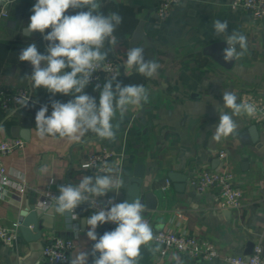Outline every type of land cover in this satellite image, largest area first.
Here are the masks:
<instances>
[{
  "label": "crops",
  "instance_id": "0c3cea01",
  "mask_svg": "<svg viewBox=\"0 0 264 264\" xmlns=\"http://www.w3.org/2000/svg\"><path fill=\"white\" fill-rule=\"evenodd\" d=\"M232 1L178 0L167 17L159 20L155 16L158 0H102L104 14L116 12L122 17L114 32L117 44L111 46L106 42L102 49L107 58L120 64L121 74L115 82L144 85L149 100L140 107L129 106L123 118L117 112L113 120L114 125H119L115 140L100 139L89 131L81 142L73 143L58 136L41 139L36 135L35 115L40 107L47 105L46 115H51L53 101L66 103L73 97L52 95L24 79L32 74L33 68L29 62L19 60L21 50L35 43L41 54H47L48 42L40 33L25 31L36 0H13L8 16H0V87L29 85L34 100L12 114L0 108L3 128L0 139L19 137L12 134L14 127L28 130V140L22 138L24 146L3 158L11 181L24 179L26 190L19 194L10 188L0 197V225L10 226L19 221L27 201L35 195L38 199L42 190L49 188L58 196L60 186L77 184L83 176L99 174L81 168V164L105 147L114 154L113 168L124 186L119 193L109 192L102 197L124 201L127 180L140 164L141 194L149 192L154 198L153 208L144 213L153 230H171L209 240L219 253L218 258L208 261L189 258L174 250L160 256L152 251L156 245L150 242L141 247L139 264H227L222 256L247 255L256 244L264 252V121H255L244 114L236 116L234 135L219 142L212 139L224 91H232L238 97L241 90H246L264 101V19L252 20L245 10L232 8ZM78 11L69 9L66 14ZM217 19L227 22L229 33L235 30L247 37V52L241 59L225 62L222 57L218 61L205 51L212 44L225 42L214 32L212 22ZM136 46L144 49L146 60L159 64L150 78L124 66L127 51ZM66 71L70 69L62 70ZM105 82L99 88L86 86L85 93L98 101ZM223 111L231 114L230 109ZM253 125L256 130L251 131ZM220 150H225V160L218 157ZM224 161L243 194L242 205L237 209L223 207L215 189L200 193L190 184L202 169H218ZM171 171L187 176L181 190L168 178ZM87 204L75 209L79 219L71 221L70 226L65 216L49 214L50 205L44 207L48 209L47 218L42 222L47 228H43L41 238L27 242L19 233L10 246L0 241V261L53 264L41 254L44 239L52 235L74 242L66 264H71L81 251L90 252L94 242L86 236L88 228L84 222L92 215ZM114 229L100 225L96 231L100 236ZM91 261L89 256V264Z\"/></svg>",
  "mask_w": 264,
  "mask_h": 264
},
{
  "label": "clouds",
  "instance_id": "9594fccd",
  "mask_svg": "<svg viewBox=\"0 0 264 264\" xmlns=\"http://www.w3.org/2000/svg\"><path fill=\"white\" fill-rule=\"evenodd\" d=\"M102 6V0H36L33 5V14L25 31L43 35L48 42L47 54H41L35 43L21 50L19 60L29 62L33 68L32 74L24 79L34 88L45 89L52 95L73 97L66 103L53 101L51 115H46L47 105L36 112V135L41 139L58 136L76 143L81 142L90 131L100 139L115 140L119 125H114L113 120L117 112L123 118L129 106L140 107L149 100V91L144 85H122L115 82L116 77L104 83L98 101L85 93L92 73L107 58V52L102 51L105 43L111 46L117 44L114 32L122 23L119 13L104 14ZM69 9L80 11L69 15L66 14ZM212 25L215 34L222 36L227 44L223 49L224 61L241 59L247 52V37L235 30L229 33L226 21L217 19ZM46 29L51 30L46 33ZM126 57L124 66L145 77H152L159 68L155 60L145 59L144 49L140 46L130 48ZM64 69L70 71L62 72ZM99 87L96 85V88ZM222 98L219 122L212 137L216 142L235 134L237 122L234 117L242 114L254 117L257 114L254 103H238V97L232 91H224ZM28 103L25 99L22 106L27 107ZM223 109H230L231 114ZM83 167L87 169L92 165L85 164ZM101 172L105 174L83 176L77 184L60 186L59 195L51 197L53 202L49 206V214L67 216L70 221H76L79 219L75 213L78 206L85 202L97 205L98 197L109 192L119 193L124 182L116 175V170L105 163ZM145 211V205L138 198L119 203L109 199L108 206L95 211L84 222L88 228L86 236L94 242L91 251L79 252L71 264H89V256L92 257L91 264H139L141 247L150 245L154 240L153 228L144 219ZM108 222L114 223L115 229L98 236L97 227ZM152 251L155 253L160 249L157 246Z\"/></svg>",
  "mask_w": 264,
  "mask_h": 264
},
{
  "label": "built area",
  "instance_id": "2783aa9c",
  "mask_svg": "<svg viewBox=\"0 0 264 264\" xmlns=\"http://www.w3.org/2000/svg\"><path fill=\"white\" fill-rule=\"evenodd\" d=\"M178 0H158L155 8V16L162 20L167 17L171 8ZM13 0H0V16H8V7ZM232 8H240L245 10L254 21L264 19V0H233ZM121 74L120 64L113 58H106L101 66L92 73V80L87 85L88 87L102 86L104 81L110 80L113 77L118 78ZM28 99L29 103L34 100L33 90L31 86H23L19 88L0 87V108L12 114L21 109L22 101ZM238 102H251L257 106V114L251 119L255 121H264V101L254 96L253 92L241 90L238 94ZM25 141L20 137H13L10 139H0V197L10 190L16 189L19 194H23L26 190V182L21 179L18 182H12L11 177L6 171L3 163V158L18 148H22ZM113 152L107 148L102 147L99 151L90 154L83 165L89 164L91 169L99 174L101 167L107 163L113 167ZM218 157L221 160L226 159L225 150L218 152ZM85 169V168H84ZM168 182V181H167ZM190 184L200 193L215 189L220 198V204L226 208L237 209L242 205V192L235 185L234 175L229 164L224 161L222 166L218 169H202L190 180ZM52 196H56L55 192L47 188L42 190L38 196V205L40 207H47L53 201ZM109 199L115 203H119L115 197L108 196L97 198V205L93 202L92 205L87 204L88 209L93 214L102 207L108 206ZM94 201V198H93ZM148 223V219L144 218ZM67 226L71 225L70 217L65 216ZM19 221L10 226L0 225V241L5 245H12L19 236ZM107 227L115 228L114 223L108 222L103 224ZM154 240L153 244L158 246L160 256L165 255L168 251L174 250L187 255L189 258L200 259L204 261L212 260L219 257L218 250L214 243L205 239H198L194 236L178 234L171 230L156 229L153 230ZM74 248V242L71 238L61 236H48L44 239L41 254L50 263L66 264L69 261L70 253ZM222 260L227 264H264V252L259 244L254 245L251 253L232 254L222 256ZM0 264H6L0 261Z\"/></svg>",
  "mask_w": 264,
  "mask_h": 264
},
{
  "label": "water",
  "instance_id": "95a60500",
  "mask_svg": "<svg viewBox=\"0 0 264 264\" xmlns=\"http://www.w3.org/2000/svg\"><path fill=\"white\" fill-rule=\"evenodd\" d=\"M226 47L227 44L225 42H219L208 46L205 51H207L214 59L221 61V58L223 57V49ZM252 129L256 130V125L251 127V131ZM12 134L14 136H19L24 140H28V130L25 128L14 127ZM142 175L141 165L137 164L133 175L127 180L128 187L124 201L127 200L131 202L138 198L145 205L146 209H151L154 205L152 194L147 192L142 195L140 191ZM167 175L168 178L175 183L174 185L176 188L178 187L181 190L184 187L187 178L185 174L171 171L168 172ZM47 210V208L44 209L38 205L37 195L27 201L25 208L20 212L19 220V232L24 240L27 242H36L41 238L43 228H47L42 222L44 218H47Z\"/></svg>",
  "mask_w": 264,
  "mask_h": 264
}]
</instances>
